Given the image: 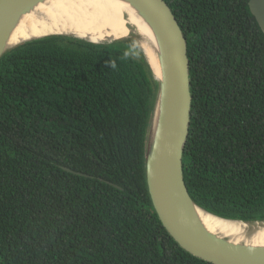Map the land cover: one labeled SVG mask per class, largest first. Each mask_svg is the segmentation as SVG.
<instances>
[{
    "label": "trees",
    "instance_id": "16d2710c",
    "mask_svg": "<svg viewBox=\"0 0 264 264\" xmlns=\"http://www.w3.org/2000/svg\"><path fill=\"white\" fill-rule=\"evenodd\" d=\"M188 41L184 176L217 215L264 220V32L249 0H166ZM156 83L132 39L51 35L0 60V264H213L158 217Z\"/></svg>",
    "mask_w": 264,
    "mask_h": 264
},
{
    "label": "water",
    "instance_id": "95a60500",
    "mask_svg": "<svg viewBox=\"0 0 264 264\" xmlns=\"http://www.w3.org/2000/svg\"><path fill=\"white\" fill-rule=\"evenodd\" d=\"M44 1L0 0V60L16 46L38 39L15 44L12 32L24 14ZM126 1L137 9L156 40L160 78L144 52L156 83L147 133L145 171L158 217L174 240L197 258L213 264H264V245L234 242L210 231L199 217L198 209L226 217L200 206L187 187L183 158L192 117L191 61L187 37L176 14L166 0ZM249 6L264 32V0H249ZM127 39L139 37L132 35Z\"/></svg>",
    "mask_w": 264,
    "mask_h": 264
},
{
    "label": "bare ground",
    "instance_id": "6f19581e",
    "mask_svg": "<svg viewBox=\"0 0 264 264\" xmlns=\"http://www.w3.org/2000/svg\"><path fill=\"white\" fill-rule=\"evenodd\" d=\"M48 35H68L94 43L137 35L136 44L160 78L154 34L126 0H45L21 17L12 32V43ZM198 215L212 232L234 242L264 245V220L226 219L203 209H198Z\"/></svg>",
    "mask_w": 264,
    "mask_h": 264
},
{
    "label": "rangeland",
    "instance_id": "374dc122",
    "mask_svg": "<svg viewBox=\"0 0 264 264\" xmlns=\"http://www.w3.org/2000/svg\"><path fill=\"white\" fill-rule=\"evenodd\" d=\"M135 41V40H134ZM135 44H136V42H135Z\"/></svg>",
    "mask_w": 264,
    "mask_h": 264
}]
</instances>
